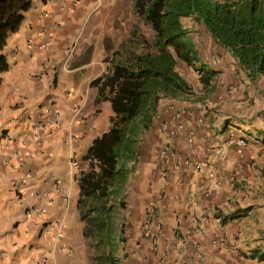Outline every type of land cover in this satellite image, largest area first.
Returning a JSON list of instances; mask_svg holds the SVG:
<instances>
[{"label": "crops", "instance_id": "obj_1", "mask_svg": "<svg viewBox=\"0 0 264 264\" xmlns=\"http://www.w3.org/2000/svg\"><path fill=\"white\" fill-rule=\"evenodd\" d=\"M32 2L3 51L0 264H91L79 176L110 116L91 84L140 33L134 0H78L74 10L73 0ZM203 42V62L224 84L206 104L212 112L191 96L175 100L184 112L143 136L123 264H264V83L250 84L208 35ZM165 120L173 135L160 131ZM233 136L248 146H231Z\"/></svg>", "mask_w": 264, "mask_h": 264}, {"label": "trees", "instance_id": "obj_2", "mask_svg": "<svg viewBox=\"0 0 264 264\" xmlns=\"http://www.w3.org/2000/svg\"><path fill=\"white\" fill-rule=\"evenodd\" d=\"M32 6V0H0V84L10 68L3 51ZM133 12L150 35H133L114 54L120 61L91 84L95 105L110 110L109 129L93 141L79 176L78 209L91 264H123L128 257L121 250L127 244L131 166L162 100L191 96L205 112L214 109L206 104L224 81L203 62L205 35L250 84L264 83V0H134Z\"/></svg>", "mask_w": 264, "mask_h": 264}, {"label": "built area", "instance_id": "obj_3", "mask_svg": "<svg viewBox=\"0 0 264 264\" xmlns=\"http://www.w3.org/2000/svg\"><path fill=\"white\" fill-rule=\"evenodd\" d=\"M77 2H78V0H73V3L71 4V7L74 8ZM173 110H174V107L173 106H170L169 108H167L165 110V113L166 114H169ZM161 130L163 132L170 133L171 135L174 134V131H173L174 128L172 127V125L170 124L169 121H166V122H163L162 123ZM191 137L192 136H189V142H191V140H192ZM229 144L231 146H236L239 150L244 149L248 145L246 138H243V137H235V136L230 137ZM161 153H162L163 156H168L169 153H170V148L167 145L163 146V148L161 150Z\"/></svg>", "mask_w": 264, "mask_h": 264}, {"label": "clouds", "instance_id": "obj_4", "mask_svg": "<svg viewBox=\"0 0 264 264\" xmlns=\"http://www.w3.org/2000/svg\"><path fill=\"white\" fill-rule=\"evenodd\" d=\"M72 4V3H71ZM76 6V5H75ZM71 9H75V7L74 8H72L71 7ZM136 18V17H135ZM137 19V18H136ZM139 34H142L141 33V31H140V33ZM195 39V38H194ZM195 41H196V39H195ZM196 43H199L200 44V42L198 41H196ZM231 91H234V89L232 88L231 89ZM178 100V99H177ZM219 100L221 101L222 100V97L221 98H219ZM162 101H165L166 103H165V106H161V110H160V116H159V118H158V120H160V119H162V118H164V117H167L169 114H175V113H178L179 115H180V113H182V112H184L183 111V109H179L176 105H175V103H172V102H174L175 100L174 99H164V100H162ZM170 106H173L174 107V110L171 112V113H169V114H166L165 113V110L167 109V108H169ZM212 107V106H211ZM213 108V107H212ZM166 121H169V120H165V121H162L161 122V124H160V131L162 132V133H166V132H163L162 130H161V125H162V123L163 122H166ZM170 122V121H169ZM155 123V122H154ZM167 134H170V133H167ZM249 142H248V140H247V144H248ZM165 145H167L169 148H170V152H171V147H170V145L169 144H164V145H162V148H163V146H165ZM248 146V145H247ZM162 148H161V150H162Z\"/></svg>", "mask_w": 264, "mask_h": 264}, {"label": "rangeland", "instance_id": "obj_5", "mask_svg": "<svg viewBox=\"0 0 264 264\" xmlns=\"http://www.w3.org/2000/svg\"><path fill=\"white\" fill-rule=\"evenodd\" d=\"M137 22H138V25H139V27H140V31H141V33L142 34H144V35H146V36H149L150 35V32H149V29L144 25V23H142V21L138 18L137 19ZM194 32V31H193ZM198 34H196V35H193L194 36V38L196 39V41L198 42H200V40H199V36H201V35H199V36H197ZM202 38V37H201ZM202 45L204 46V44L202 43ZM204 48V47H203ZM202 48V49H203ZM205 50H207V48H205ZM187 71V70H186ZM185 71V72H186ZM103 119H104V121H107V118L105 117V115L103 116ZM249 128H250V125H249ZM250 130H251V132H250V134H252L253 133V129L252 128H250ZM108 130H106V132H107ZM105 132V131H104ZM161 156L163 157V158H167V156H163L162 155V153H161ZM127 241H128V238H127ZM90 261H91V258H90Z\"/></svg>", "mask_w": 264, "mask_h": 264}]
</instances>
